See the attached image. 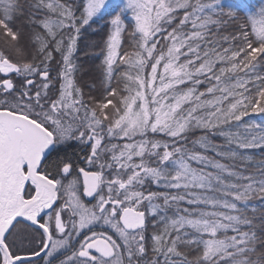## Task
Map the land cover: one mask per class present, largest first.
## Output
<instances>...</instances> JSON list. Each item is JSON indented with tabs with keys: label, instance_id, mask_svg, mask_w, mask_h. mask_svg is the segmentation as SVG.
<instances>
[{
	"label": "snow or ice",
	"instance_id": "6c2138e0",
	"mask_svg": "<svg viewBox=\"0 0 264 264\" xmlns=\"http://www.w3.org/2000/svg\"><path fill=\"white\" fill-rule=\"evenodd\" d=\"M99 21L97 98L75 54ZM254 150L264 4L0 0V264H264Z\"/></svg>",
	"mask_w": 264,
	"mask_h": 264
},
{
	"label": "trees",
	"instance_id": "16d2710c",
	"mask_svg": "<svg viewBox=\"0 0 264 264\" xmlns=\"http://www.w3.org/2000/svg\"><path fill=\"white\" fill-rule=\"evenodd\" d=\"M254 5L264 4V0H250ZM110 29L105 21H99L92 24L90 27L82 29V34L78 41L76 52V63L80 67V71L76 74L77 82L85 90L86 95L89 94V89L92 88L91 95L100 98L102 90V80L104 78L102 58L107 36ZM123 43L121 50H130L129 37H122ZM94 86V87H92ZM254 155L257 160L264 158V153L260 150H254ZM155 190V189H153ZM250 207L254 206L257 209V219L264 212V200L254 199L249 202ZM251 215V213H249ZM151 220L149 218L148 234H152ZM259 231V229H258Z\"/></svg>",
	"mask_w": 264,
	"mask_h": 264
},
{
	"label": "flooded vegetation",
	"instance_id": "af4514ba",
	"mask_svg": "<svg viewBox=\"0 0 264 264\" xmlns=\"http://www.w3.org/2000/svg\"><path fill=\"white\" fill-rule=\"evenodd\" d=\"M80 150H81L80 147H78V148H77V151H80ZM84 150H85V151L87 150V149H86V146H84ZM36 259H37V260H40V257H36ZM44 259L47 260V257H45ZM41 264H43V262H41ZM57 264H58V262H57Z\"/></svg>",
	"mask_w": 264,
	"mask_h": 264
}]
</instances>
